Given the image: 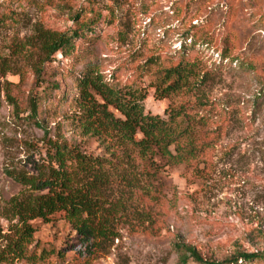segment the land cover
<instances>
[{
    "label": "rangeland",
    "instance_id": "rangeland-1",
    "mask_svg": "<svg viewBox=\"0 0 264 264\" xmlns=\"http://www.w3.org/2000/svg\"><path fill=\"white\" fill-rule=\"evenodd\" d=\"M88 22L72 48L38 64L28 44L37 28ZM180 63L194 73L158 97L165 69ZM87 69L144 86L146 108L162 117L184 107L196 155L146 163L105 129L102 141L85 135L73 112ZM47 138L108 156L93 169L68 162L76 187L102 180L93 229L37 219L20 239L21 224L1 217L0 264H198L181 263L186 246L216 261L258 253L238 264H264V0H0V206L24 188L5 169L38 174Z\"/></svg>",
    "mask_w": 264,
    "mask_h": 264
},
{
    "label": "trees",
    "instance_id": "trees-1",
    "mask_svg": "<svg viewBox=\"0 0 264 264\" xmlns=\"http://www.w3.org/2000/svg\"><path fill=\"white\" fill-rule=\"evenodd\" d=\"M84 28H90L89 22L70 31L37 28L28 44L36 50L40 59L38 64L51 60L59 51L65 52L72 48ZM40 70L39 65L36 66L37 76ZM194 71L191 64L182 63L165 69L167 85H156L155 93L158 97H164L181 89ZM35 86L34 92L38 89L37 83ZM76 87L73 117L85 135L95 136L102 141L104 138H100L98 129H105L113 138L136 151L146 163H153V157L157 154L172 162L183 163L199 151H196L198 145L193 139L191 118L184 107L167 110L165 117L152 113L145 106L147 90L144 86L122 84L106 78L100 72L87 69L76 78ZM33 104L30 101L32 115L35 112ZM91 126L97 128L91 130ZM47 142L48 159L40 164L38 174H28L15 167L5 169V173L24 188L0 206V218L16 219L21 224L20 239L32 235L36 230L34 220L37 219L42 222L53 218L71 219L85 233L93 229L96 199L92 191L102 180L96 173L90 180L88 190L76 187L68 162L76 161L93 169L104 165L108 156L90 155L78 146L57 139L47 138ZM259 256L258 253L242 252L232 258L216 261L204 258L195 248L186 246L180 253V260L181 263L192 258L198 264H238Z\"/></svg>",
    "mask_w": 264,
    "mask_h": 264
}]
</instances>
